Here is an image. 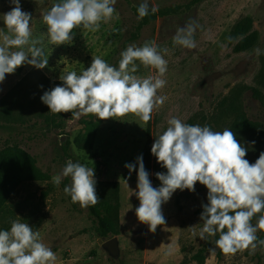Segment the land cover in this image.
<instances>
[{
    "label": "rangeland",
    "instance_id": "374dc122",
    "mask_svg": "<svg viewBox=\"0 0 264 264\" xmlns=\"http://www.w3.org/2000/svg\"><path fill=\"white\" fill-rule=\"evenodd\" d=\"M192 1L149 0L150 9L155 5L158 11L172 5L183 8L145 26L135 38L133 34L141 21L137 18L141 0H116L113 17L107 23H101L99 31L91 32L80 26L73 30V40L63 45H48L47 26L41 17L59 0H20L22 10L33 16V38L45 37L49 63L41 71L50 81L49 90L63 86L60 80L63 72L80 74L90 67L93 56L118 67L120 53L129 44L142 46L145 41H155L168 61V70L162 77L167 83L158 95L168 98L163 106L153 111L147 123L133 114L104 121L94 134L93 146L89 149L85 147L89 138L83 135L82 122L92 114L68 123L71 113H50L45 110V104L34 103L36 88L28 82L18 85L34 68L31 65L25 64L15 73L6 75L0 83V101L7 97L10 112L6 116L0 114V147L21 145L37 157L39 166L49 172L51 178L19 187L0 214V230H10L11 221L19 216L21 222L29 223L34 231H39L42 242L56 253L55 264H199L194 256L206 246L214 248L215 252L208 250L205 253V264H264V248L258 246L254 252L250 248L234 255L222 253L218 257L213 236L206 234L205 239L199 238L203 226L200 220L202 205L207 203L208 192L199 182L194 191L177 190L162 205L166 223L158 226L155 233L139 223L135 215L139 206L134 193L137 172H132L129 179L125 164L135 163L138 156L147 153L143 158L145 169L152 185L159 187L155 173H166L167 170L152 155L151 147L155 138L166 131L167 121L172 117L186 124L207 125L213 131L231 129L236 114L230 111L226 115L222 102L235 100L257 124L253 133L237 139L247 148L246 159L255 163L264 152V0H202L191 9L186 8L185 5ZM13 6L10 0H0V30L4 32L7 29L2 14ZM245 17L253 19L259 33V44L254 48L260 49L259 55L254 50L235 53L226 42L228 31ZM189 19L198 20L200 25L194 36L196 47H171L169 40L176 29ZM165 48L168 49L166 54ZM136 63L139 65L136 75L156 74L155 69L144 68L139 61ZM2 111L0 105V113ZM69 159L95 170L100 202L105 199L103 195L113 189L107 184L119 183L120 234L113 236L119 241V256H111L104 247L108 239L98 236L88 207L72 203L70 196L65 194L64 188L70 185V178H64L59 186L52 182V177L61 172ZM106 188L108 191H103ZM195 225L193 234L190 227ZM263 233L257 232V244ZM169 244L173 252L166 256Z\"/></svg>",
    "mask_w": 264,
    "mask_h": 264
},
{
    "label": "clouds",
    "instance_id": "9594fccd",
    "mask_svg": "<svg viewBox=\"0 0 264 264\" xmlns=\"http://www.w3.org/2000/svg\"><path fill=\"white\" fill-rule=\"evenodd\" d=\"M10 2L14 6L2 14L7 32L0 30V83L6 75L15 73L25 64L42 70L49 63L44 35L33 38L32 14L22 10L20 0ZM115 4L116 0H59L41 17L47 26V44L63 45L73 40L72 32L80 26L91 32L99 31L101 23L113 17ZM150 10L153 14L158 11L155 5L150 9L149 0H141L137 18L143 19ZM199 27L198 20L189 19L176 29L173 44L194 49V36ZM254 51L260 54V49ZM163 52L166 54L168 49ZM136 61L144 68L155 69L156 74L136 75L139 70ZM167 65L155 41H145L142 46L129 44L120 53L118 67L93 56L90 67L80 74L63 72L60 75L63 86L45 91L41 100L50 113H71L68 123L89 114L101 121L133 114L147 123L153 111L163 106L168 98L158 95L167 83L162 78L168 70ZM167 123L166 131L155 138L151 147L152 155L167 170L155 173L159 187L152 185L142 155L135 163L125 164L129 179L132 172H137L134 193L139 200L135 209L139 223L155 233L158 226L166 223L162 205L177 190L194 191L199 182L208 190L207 203L202 205L200 220L203 226L199 238L203 240L206 234H218L215 246L225 255L250 248L254 252L258 246L264 248V240L257 244V232H264V152L255 163H250L246 159L247 148L228 128L213 131L207 125L186 124L177 117L170 118ZM64 178L71 180L64 192L72 203L86 208L100 202L95 170L91 167L69 159L61 172L52 177V182L59 186ZM17 217L11 221L10 230H0V264H55L56 253L42 242L40 232ZM195 227H190L193 234ZM209 251L214 253L215 249ZM172 252L169 244L165 255H172Z\"/></svg>",
    "mask_w": 264,
    "mask_h": 264
},
{
    "label": "trees",
    "instance_id": "16d2710c",
    "mask_svg": "<svg viewBox=\"0 0 264 264\" xmlns=\"http://www.w3.org/2000/svg\"><path fill=\"white\" fill-rule=\"evenodd\" d=\"M202 0H193L190 4L185 5L186 8H190L201 2ZM51 8V7H50ZM49 8V10H50ZM183 8L182 5H172L165 10L155 12L150 11L149 14L141 19L137 24L135 33L133 36L136 38L139 36L140 31L147 25L156 22L159 18L167 17L172 14H176ZM48 10V11H49ZM138 15V12H137ZM259 33L254 27L253 19L251 17H245L238 21L226 34V42L232 48L235 53H251L254 48L259 44ZM169 45L175 47L172 39L169 40ZM28 82L32 84L37 93L34 95V103L43 105L41 100L45 91H48L49 79L42 73L41 70L33 68L28 72L18 85ZM7 97L0 101L1 108L4 109L0 114L3 116L9 115L10 109L7 108ZM223 110L226 115L230 111L236 114V119L232 124L231 131H233L238 138L242 139L244 136L253 133L257 124L251 121L242 108L236 104V101L224 100L222 102ZM45 110L50 109L45 105ZM91 116V115H90ZM104 121L99 120L96 116L86 118L83 120V135L89 138L86 148L91 149L93 146V136L103 124ZM147 153L144 154L143 158ZM50 173L44 171L39 166V161L36 156L24 149L19 144H7L4 147H0V214L5 211L6 206L12 197L16 194L19 187L28 182H44L50 179ZM155 180L160 182L155 175ZM113 187L109 192L104 194V200L96 205L88 206V214L96 225V232L102 239H111L115 235L120 234V199H119V183L107 184ZM259 215V214H258ZM254 217L252 223L258 218ZM218 234L212 237L213 244L215 245ZM259 240H264V233ZM209 250L206 246L201 249L194 258L199 261V264H205V253ZM222 252L218 249V257H221Z\"/></svg>",
    "mask_w": 264,
    "mask_h": 264
},
{
    "label": "water",
    "instance_id": "95a60500",
    "mask_svg": "<svg viewBox=\"0 0 264 264\" xmlns=\"http://www.w3.org/2000/svg\"><path fill=\"white\" fill-rule=\"evenodd\" d=\"M104 247L108 250L109 254L117 257L120 254V246L117 237H113L104 243Z\"/></svg>",
    "mask_w": 264,
    "mask_h": 264
},
{
    "label": "crops",
    "instance_id": "0c3cea01",
    "mask_svg": "<svg viewBox=\"0 0 264 264\" xmlns=\"http://www.w3.org/2000/svg\"><path fill=\"white\" fill-rule=\"evenodd\" d=\"M149 256L147 255V260H148ZM148 262V261H147ZM157 264V263H156ZM160 264H163V263H160Z\"/></svg>",
    "mask_w": 264,
    "mask_h": 264
}]
</instances>
